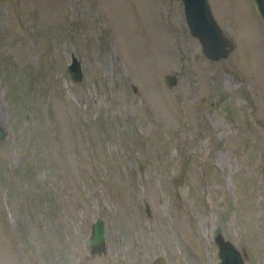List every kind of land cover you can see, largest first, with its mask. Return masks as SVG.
<instances>
[{
	"label": "rangeland",
	"instance_id": "rangeland-1",
	"mask_svg": "<svg viewBox=\"0 0 264 264\" xmlns=\"http://www.w3.org/2000/svg\"><path fill=\"white\" fill-rule=\"evenodd\" d=\"M209 3L220 60L180 0H0V264H214L218 230L264 264V20Z\"/></svg>",
	"mask_w": 264,
	"mask_h": 264
},
{
	"label": "water",
	"instance_id": "water-1",
	"mask_svg": "<svg viewBox=\"0 0 264 264\" xmlns=\"http://www.w3.org/2000/svg\"><path fill=\"white\" fill-rule=\"evenodd\" d=\"M183 5L184 20L189 32L198 38L202 52L211 60L226 58L234 48V40L228 36L217 21L209 0H180ZM260 16L264 20V0H254ZM70 77L73 80L83 78L82 65L76 55L71 53V61L67 64ZM168 85L176 83V75L168 73L165 76ZM9 134L8 126L0 120V141ZM144 210L150 214V206L144 201ZM217 244L219 260L214 264H245L244 254L224 234L218 230L214 235ZM87 248L91 255L107 254L108 247L105 236L104 219L96 216L91 222L87 237ZM157 264H166L163 257H156Z\"/></svg>",
	"mask_w": 264,
	"mask_h": 264
}]
</instances>
